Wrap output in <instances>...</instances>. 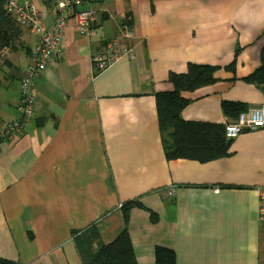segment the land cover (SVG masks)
Segmentation results:
<instances>
[{
  "label": "crops",
  "instance_id": "crops-1",
  "mask_svg": "<svg viewBox=\"0 0 264 264\" xmlns=\"http://www.w3.org/2000/svg\"><path fill=\"white\" fill-rule=\"evenodd\" d=\"M31 1L49 28L58 0ZM87 7L99 14L93 35H80L68 20L55 65L35 81L32 117L0 146V259L84 264L80 236L95 229L94 248L111 243L124 228L122 207L132 203L136 264H156V248L171 250L175 264H264L257 218L264 129L238 135L228 155L211 162L166 160L155 100L171 90V73L196 64L218 68L216 82L188 96L184 121L223 126L232 118L224 104L242 112L264 104V83L248 80L261 65L264 0H99ZM20 28L16 49L0 53L4 121L19 118L20 79L38 45ZM112 39L133 58L94 75L92 56L105 54Z\"/></svg>",
  "mask_w": 264,
  "mask_h": 264
},
{
  "label": "trees",
  "instance_id": "trees-1",
  "mask_svg": "<svg viewBox=\"0 0 264 264\" xmlns=\"http://www.w3.org/2000/svg\"><path fill=\"white\" fill-rule=\"evenodd\" d=\"M6 2L7 0H0V50L4 48L15 50L21 28L5 10ZM125 21L129 22L128 28H131V21ZM237 54L238 51L235 55ZM260 64V68L248 79L259 84L264 83V49L261 51ZM234 65L235 62L228 69L233 70ZM217 69L207 65L189 64L185 73L169 75L170 91L155 94L157 122L166 160L180 159L207 163L228 155L231 140L225 136L226 124L218 126L187 122L181 117L183 110L191 101L188 96L213 85L216 82L214 74ZM223 111L226 116L232 117L227 122H232L243 109L224 104ZM132 205L126 203L122 207L124 228L111 243L107 245L99 243L97 248H94V244L98 242V233L95 229L80 236L77 247L84 264H136L128 231ZM134 206L140 207L137 203ZM155 263L175 264V254L171 250L156 248ZM0 264L16 263L0 259Z\"/></svg>",
  "mask_w": 264,
  "mask_h": 264
},
{
  "label": "built area",
  "instance_id": "built-area-1",
  "mask_svg": "<svg viewBox=\"0 0 264 264\" xmlns=\"http://www.w3.org/2000/svg\"><path fill=\"white\" fill-rule=\"evenodd\" d=\"M99 0H58L56 1V16L52 25L45 28L41 24L39 10L31 0H7L5 10L11 14L13 20L21 27L38 37V45L28 68L20 79V99L17 105L19 118L13 121L0 119V146L5 141L13 142L17 139L33 115L36 97L35 81L40 73L49 66H54L53 57L61 44V35L69 19L75 22L80 35H93L94 26L99 20L98 12L91 8H84L85 4H93ZM127 28V26H124ZM7 51L1 49L0 53ZM127 56L133 58L131 50L120 47L117 39L106 44V53H96L92 56L93 74H98L110 65ZM264 129V104L242 112L238 117L228 122L225 127V136L232 140L244 132H255ZM173 194V190L168 192ZM257 218L264 221V188L259 191Z\"/></svg>",
  "mask_w": 264,
  "mask_h": 264
}]
</instances>
